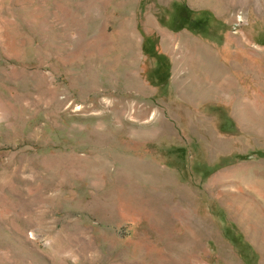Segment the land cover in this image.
Returning <instances> with one entry per match:
<instances>
[{"label": "rangeland", "instance_id": "374dc122", "mask_svg": "<svg viewBox=\"0 0 264 264\" xmlns=\"http://www.w3.org/2000/svg\"><path fill=\"white\" fill-rule=\"evenodd\" d=\"M256 181L264 0H0V264H264Z\"/></svg>", "mask_w": 264, "mask_h": 264}, {"label": "bare ground", "instance_id": "6f19581e", "mask_svg": "<svg viewBox=\"0 0 264 264\" xmlns=\"http://www.w3.org/2000/svg\"><path fill=\"white\" fill-rule=\"evenodd\" d=\"M250 175H251V174L248 172L247 175H246V176H247V179L249 178L248 176H250ZM256 183L263 184L264 181H263V182H258V181H256ZM261 216H262V215H261ZM256 223H257V224H260L259 221L256 222ZM252 228L256 229V224H254V226H253ZM260 228H262V227L260 226ZM256 230H257V229H256Z\"/></svg>", "mask_w": 264, "mask_h": 264}]
</instances>
